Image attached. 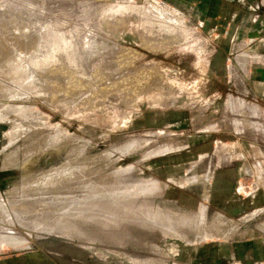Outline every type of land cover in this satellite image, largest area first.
I'll use <instances>...</instances> for the list:
<instances>
[{"label":"rangeland","instance_id":"obj_1","mask_svg":"<svg viewBox=\"0 0 264 264\" xmlns=\"http://www.w3.org/2000/svg\"><path fill=\"white\" fill-rule=\"evenodd\" d=\"M196 16L174 0H0V235L27 240L0 264H264L225 213L240 205L225 168L264 143V114L228 104L243 97L231 41ZM70 161L89 175L39 183ZM210 170L209 201L182 180Z\"/></svg>","mask_w":264,"mask_h":264},{"label":"crops","instance_id":"obj_2","mask_svg":"<svg viewBox=\"0 0 264 264\" xmlns=\"http://www.w3.org/2000/svg\"><path fill=\"white\" fill-rule=\"evenodd\" d=\"M174 1L193 8L197 12L198 23L214 25L212 35L215 39L219 38L218 25H225L224 35L220 36L229 39L232 44L229 51L226 52L228 59L226 67L230 75L236 71L234 66L239 67L237 70L240 73L239 81L233 82L232 80L230 82H232V87H241L243 96L242 98L230 96L228 104L233 108L238 107L240 110L246 108L247 111L244 109L242 112L248 113L247 116H250L249 113L264 114V0ZM218 52L219 50L216 48L215 54ZM262 129L264 131V127ZM254 130L256 129L250 132L249 125L244 128L247 135L254 133ZM260 142L256 144L247 143L246 148L242 147V159L239 167L232 164L225 168L226 178H230L229 192L231 197L234 200L237 197L240 199L239 207H235L234 211L232 209V211L225 213L233 216L241 215L242 223L240 226L248 235L245 240L246 244L249 245V242L256 239L259 251L262 250V260L264 261V143ZM212 173L210 170L204 176H186L182 181L203 180L204 198L210 201L213 197V190H210L213 183H211ZM206 178H208L207 185L205 183ZM238 181L241 184L240 189L236 186ZM225 183L227 184V180ZM201 206H206L207 215V205L202 204ZM201 206L198 213L194 215L198 226L205 223L198 219ZM216 216L219 220L223 219L222 213L218 212ZM255 218H257V222L253 224ZM209 232L214 233L213 237L217 236L213 230ZM254 232H257V235L250 236Z\"/></svg>","mask_w":264,"mask_h":264},{"label":"bare ground","instance_id":"obj_3","mask_svg":"<svg viewBox=\"0 0 264 264\" xmlns=\"http://www.w3.org/2000/svg\"><path fill=\"white\" fill-rule=\"evenodd\" d=\"M37 39V38H36ZM34 47V46H33ZM1 115V114H0ZM1 119H4L1 118ZM0 119V120H1ZM70 164H67V165H64L60 168H57L53 171H49L47 172L45 175L41 176L39 179V183L42 185V186H46L49 190L51 191H56V190H59L61 188L65 189V188H68L70 187V183L82 176H86V175H89V172L90 170L87 168V164L85 163H81L80 165H74L72 164V162L70 161L69 162ZM88 171V172H87ZM93 173V172H92ZM30 184H33L30 182ZM42 189V188H41ZM46 189V188H45ZM44 189V190H45ZM58 191H56L55 193H57ZM71 192H74V191H71ZM70 193V192H69ZM68 194V193H66ZM66 194H56L55 196L58 197V198H64L66 196ZM114 194V193H113ZM116 194V193H115ZM78 195V194H77ZM77 197V196H76ZM57 201V200H56ZM67 201V200H66ZM72 201V200H71ZM74 203V202H73ZM67 203H65L66 205ZM72 204V203H71ZM1 206H4L5 204L4 203H0ZM75 205V204H73ZM63 207H67V206H64L62 205ZM78 206V205H77ZM6 207V206H5ZM76 207V206H75ZM80 207V206H79ZM78 207V208H79ZM203 207V206H202ZM52 208V207H50ZM77 208V209H78ZM81 208V207H80ZM60 209V208H59ZM76 209V208H74ZM49 210V209H48ZM73 210V209H72ZM55 211V210H54ZM63 212L65 211L62 210ZM59 212V211H58ZM57 212V213H58ZM69 212V211H68ZM75 211H73L74 213ZM76 213V212H75ZM202 213V211L200 212ZM204 215V213H202ZM75 215V214H74ZM72 215V216H74ZM78 215V214H76ZM75 215V216H76ZM186 217V216H185ZM201 218V217H200ZM204 218H205V215H204ZM202 218V219H204ZM203 230V229H202ZM206 232V231H205ZM206 236H208V233L206 234ZM206 236H203L201 238H199V240L205 238ZM209 236H211L209 234ZM209 238V237H208ZM198 240V241H199ZM27 245V240L23 237H20V236H17V235H14V234H10V235H0V248L3 247V246H8L10 248H25Z\"/></svg>","mask_w":264,"mask_h":264}]
</instances>
